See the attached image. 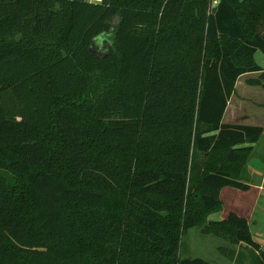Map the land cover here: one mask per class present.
<instances>
[{
    "label": "trees",
    "instance_id": "obj_1",
    "mask_svg": "<svg viewBox=\"0 0 264 264\" xmlns=\"http://www.w3.org/2000/svg\"><path fill=\"white\" fill-rule=\"evenodd\" d=\"M213 1L0 0V264H214L180 257L192 227L264 264L246 218H206L248 189L262 129L221 117L264 87V0Z\"/></svg>",
    "mask_w": 264,
    "mask_h": 264
},
{
    "label": "crops",
    "instance_id": "obj_2",
    "mask_svg": "<svg viewBox=\"0 0 264 264\" xmlns=\"http://www.w3.org/2000/svg\"><path fill=\"white\" fill-rule=\"evenodd\" d=\"M262 61L263 64L256 63V65L264 70V57ZM258 73L259 71L248 72L241 74L236 78L233 86V92L230 94L226 102L223 114L228 112L231 106L232 117H234L235 115H233V113L235 111L245 112V108L243 107L245 104L248 105L247 107L249 114L242 115V117L250 116V120L256 121V114H260L258 115L260 116V119H257V123L255 124L241 122L225 123L255 125L260 126L262 129L261 135L258 140L253 144L252 152L249 156L247 163L245 164L244 180L248 184V189L245 191H240L232 188L235 191L237 190L238 193H235H237L240 197H247L249 193L250 196L249 199L247 198L246 206V212H248V217L244 215V212L239 206L229 207V211H233L244 218H251V222H255V219L256 221L258 219V222H256L257 224L253 225V229L251 231L254 238L262 239V246L264 244V235L260 234L259 227L264 225V87L259 84L247 83V80L256 78ZM240 78H243V82L240 84L243 87V95L237 94L239 99L236 102H232L231 99L233 94H235V90ZM240 246H243V244H241Z\"/></svg>",
    "mask_w": 264,
    "mask_h": 264
},
{
    "label": "rangeland",
    "instance_id": "obj_3",
    "mask_svg": "<svg viewBox=\"0 0 264 264\" xmlns=\"http://www.w3.org/2000/svg\"><path fill=\"white\" fill-rule=\"evenodd\" d=\"M252 59L255 63L263 64V55L256 50L252 56ZM243 78H240L238 81V85L235 90V94H233L231 101L236 102L239 98L238 95H243V87L240 85L243 81ZM230 101V102H231ZM248 105L245 104L243 107L245 108V112L235 111L232 117V109L231 106L228 110V112L224 113L221 122H241V123H250L255 124L257 123V119H260L259 113L256 114L255 120H250V116L248 117H242V115L249 114L248 113ZM241 117V118H240ZM237 190H233L232 188H222L219 192V197L222 200V205L219 211L212 212L209 215H207V220H217L225 217L226 213L229 211V207L231 206H239L242 211L244 212V215L248 217V212H246V206H247V198L249 199V193L244 197H240L237 193ZM247 224L249 226L250 232L252 234L253 225L257 224L258 219L255 222H251V218H247ZM260 234L264 235V225L260 226ZM258 242L262 243V241L257 240ZM220 246H229L225 241H223L220 238L211 236V235H204L201 234L199 229L196 227L189 228L187 232L184 233V235L181 238V244L179 247V255L180 257H201L205 260H208L214 264H236L235 262H231L227 260L221 252H219L218 247ZM235 250H239L241 252L239 246H233ZM261 249L264 251V244L261 246ZM249 255V254H248ZM247 259V252H245V258ZM246 264V262H245Z\"/></svg>",
    "mask_w": 264,
    "mask_h": 264
},
{
    "label": "water",
    "instance_id": "obj_4",
    "mask_svg": "<svg viewBox=\"0 0 264 264\" xmlns=\"http://www.w3.org/2000/svg\"><path fill=\"white\" fill-rule=\"evenodd\" d=\"M218 0H214L212 3V6H215V4L217 3Z\"/></svg>",
    "mask_w": 264,
    "mask_h": 264
}]
</instances>
